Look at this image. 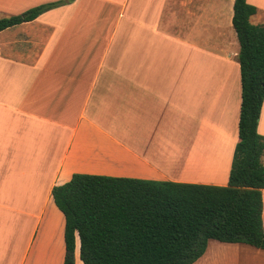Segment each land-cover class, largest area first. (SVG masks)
I'll use <instances>...</instances> for the list:
<instances>
[{"label":"crops","instance_id":"0c3cea01","mask_svg":"<svg viewBox=\"0 0 264 264\" xmlns=\"http://www.w3.org/2000/svg\"><path fill=\"white\" fill-rule=\"evenodd\" d=\"M49 3L0 32V264H63L51 190L73 174L226 186L238 142L233 0H0V18ZM193 264L264 249L209 240Z\"/></svg>","mask_w":264,"mask_h":264},{"label":"trees","instance_id":"16d2710c","mask_svg":"<svg viewBox=\"0 0 264 264\" xmlns=\"http://www.w3.org/2000/svg\"><path fill=\"white\" fill-rule=\"evenodd\" d=\"M233 1L241 103L227 185L73 174L51 190L65 222L63 264H75L76 238L82 264H193L209 240L264 249V24L250 22L257 9L246 0ZM58 5L0 18V32Z\"/></svg>","mask_w":264,"mask_h":264},{"label":"rangeland","instance_id":"374dc122","mask_svg":"<svg viewBox=\"0 0 264 264\" xmlns=\"http://www.w3.org/2000/svg\"><path fill=\"white\" fill-rule=\"evenodd\" d=\"M96 7V5H94Z\"/></svg>","mask_w":264,"mask_h":264}]
</instances>
